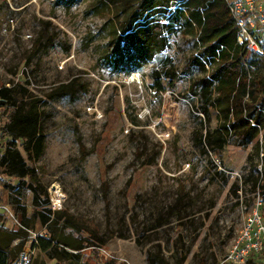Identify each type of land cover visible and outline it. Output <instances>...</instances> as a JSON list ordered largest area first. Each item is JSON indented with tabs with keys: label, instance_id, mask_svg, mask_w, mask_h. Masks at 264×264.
<instances>
[{
	"label": "rangeland",
	"instance_id": "374dc122",
	"mask_svg": "<svg viewBox=\"0 0 264 264\" xmlns=\"http://www.w3.org/2000/svg\"><path fill=\"white\" fill-rule=\"evenodd\" d=\"M136 1L0 0V87L17 86V103L37 109L45 146L35 167L48 207L56 185L51 210L88 225L75 235L99 240V256L85 247L76 264H234L224 258L258 198L264 217V136L255 155L253 142L220 127L228 97L212 66L184 68L197 47L189 34L164 27L166 45L152 55L133 41L111 50L124 2ZM164 14L155 5L130 24L163 25ZM1 236L29 243L4 214ZM34 258L55 263L37 250Z\"/></svg>",
	"mask_w": 264,
	"mask_h": 264
},
{
	"label": "trees",
	"instance_id": "16d2710c",
	"mask_svg": "<svg viewBox=\"0 0 264 264\" xmlns=\"http://www.w3.org/2000/svg\"><path fill=\"white\" fill-rule=\"evenodd\" d=\"M123 5L129 9L120 22L115 41H111V50H117L120 42L129 46L133 41L141 51L152 55L163 50L166 45L161 35L164 27L189 34L195 39L197 47L184 68L188 69L192 60L212 66V71L218 76L219 89L228 97L220 127L227 133L237 135L245 146L253 142L257 155L261 145L259 134L264 136V53H256L245 42L238 41V29L228 11L226 0H137L133 5L127 2ZM155 5L163 8L164 15L168 17L167 23L140 25L138 28L131 26L130 21L136 13L137 18L143 17L144 11ZM165 76L169 78L167 89L173 90L176 71L167 68ZM157 86L160 90H166L160 83ZM18 93L17 86L0 87V185L6 193V199L13 210L21 214L27 228L34 229L37 222L44 225L36 250L40 255L54 259V264H62V261L76 264L78 258H83L82 250L88 246L91 252L99 256L101 252L98 247L101 245L98 239L75 235L80 231L89 233L86 223L65 211H53L48 207L46 186L41 183L35 167L36 159L45 146L43 130L34 104L17 103ZM20 147L25 151L26 158ZM255 183L257 185L256 180ZM258 189L264 195V182ZM29 193L32 198L28 215ZM3 200L4 195L0 192V201ZM20 248V244L9 243L1 236L0 264H10L19 255ZM261 254V260L249 257L248 260L254 264H264V249ZM31 264L46 263L43 258H34ZM95 264L114 263L106 257L105 262L97 261Z\"/></svg>",
	"mask_w": 264,
	"mask_h": 264
},
{
	"label": "built area",
	"instance_id": "2783aa9c",
	"mask_svg": "<svg viewBox=\"0 0 264 264\" xmlns=\"http://www.w3.org/2000/svg\"><path fill=\"white\" fill-rule=\"evenodd\" d=\"M226 3L238 29V41L245 42L247 47L256 53H264V0H226ZM245 65L247 66V64ZM51 187L50 203L53 209V205H55L53 196L57 197L58 195L53 190V185ZM260 204L261 201L258 198L248 212L238 237L224 260L242 264L251 253H258L264 249V217L260 212ZM0 213L29 234V243L22 245L19 255L13 261L14 264H31L38 237L42 234L44 225H41L42 230L37 229L36 226L34 229L27 228L22 222L21 215L15 212L7 201H0Z\"/></svg>",
	"mask_w": 264,
	"mask_h": 264
},
{
	"label": "bare ground",
	"instance_id": "6f19581e",
	"mask_svg": "<svg viewBox=\"0 0 264 264\" xmlns=\"http://www.w3.org/2000/svg\"><path fill=\"white\" fill-rule=\"evenodd\" d=\"M53 187H56V185H54ZM56 191V190H55ZM56 198V197H55ZM55 201V200H54ZM56 201H58V199L56 198Z\"/></svg>",
	"mask_w": 264,
	"mask_h": 264
}]
</instances>
